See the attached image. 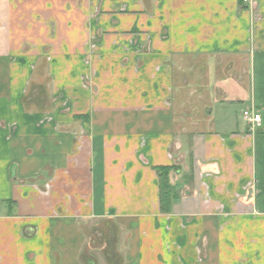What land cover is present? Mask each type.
I'll list each match as a JSON object with an SVG mask.
<instances>
[{
	"label": "crops",
	"instance_id": "1",
	"mask_svg": "<svg viewBox=\"0 0 264 264\" xmlns=\"http://www.w3.org/2000/svg\"><path fill=\"white\" fill-rule=\"evenodd\" d=\"M247 110L264 0H0V264H264Z\"/></svg>",
	"mask_w": 264,
	"mask_h": 264
},
{
	"label": "trees",
	"instance_id": "2",
	"mask_svg": "<svg viewBox=\"0 0 264 264\" xmlns=\"http://www.w3.org/2000/svg\"><path fill=\"white\" fill-rule=\"evenodd\" d=\"M156 171L159 175L161 209L167 211L168 203L172 198H175V196L172 195L173 187L168 182L170 167H158Z\"/></svg>",
	"mask_w": 264,
	"mask_h": 264
},
{
	"label": "built area",
	"instance_id": "3",
	"mask_svg": "<svg viewBox=\"0 0 264 264\" xmlns=\"http://www.w3.org/2000/svg\"><path fill=\"white\" fill-rule=\"evenodd\" d=\"M246 1L247 0H243V2ZM242 116L248 127V130L251 133L256 132L262 127L264 117L259 112L254 110H247L243 112Z\"/></svg>",
	"mask_w": 264,
	"mask_h": 264
},
{
	"label": "rangeland",
	"instance_id": "4",
	"mask_svg": "<svg viewBox=\"0 0 264 264\" xmlns=\"http://www.w3.org/2000/svg\"><path fill=\"white\" fill-rule=\"evenodd\" d=\"M102 226H100V229H101ZM103 229V228H102Z\"/></svg>",
	"mask_w": 264,
	"mask_h": 264
}]
</instances>
